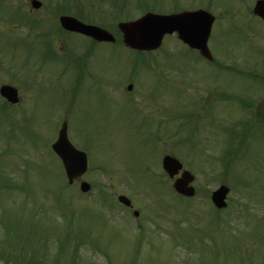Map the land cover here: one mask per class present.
<instances>
[{
    "label": "rangeland",
    "instance_id": "374dc122",
    "mask_svg": "<svg viewBox=\"0 0 264 264\" xmlns=\"http://www.w3.org/2000/svg\"><path fill=\"white\" fill-rule=\"evenodd\" d=\"M28 1L4 0L6 7H0V85L16 87L20 100L0 119V242L12 229V242L26 245L28 254L36 251L40 264H56L70 227L71 246L75 237L85 241L77 264H109L107 258L112 264H264V23L251 14L255 0L153 1L179 11L207 8L215 16L208 41L215 67L186 52L174 35L151 55L133 54L119 41L82 53L85 40L55 35L66 8L117 37L119 21L143 13L140 0H129L119 12L102 0H39L38 10ZM16 9L40 27L7 21ZM41 30L52 32L49 43L57 52L68 55L74 47V55L85 54L88 72L103 76L102 85L63 67L37 44H18L32 42ZM68 57L76 61L72 51ZM239 101L252 105L259 125H247L245 133L240 122L249 112L240 110ZM63 122L71 144L87 156L81 180L91 184L88 194L79 192L77 182L67 188L49 151ZM222 128L231 134L228 141L236 138L225 174L216 162ZM164 155L194 175L192 199L171 194L172 181L160 167ZM220 184L229 193L227 207L216 212L210 194ZM19 186L36 198L20 196ZM60 189L69 205L51 208L56 224L48 223L55 228L48 231L28 206L33 200L35 206L52 205ZM119 195L132 209L117 202ZM72 255L66 247L57 264H70Z\"/></svg>",
    "mask_w": 264,
    "mask_h": 264
},
{
    "label": "water",
    "instance_id": "95a60500",
    "mask_svg": "<svg viewBox=\"0 0 264 264\" xmlns=\"http://www.w3.org/2000/svg\"><path fill=\"white\" fill-rule=\"evenodd\" d=\"M33 8H38V2H32ZM253 13L264 20V1L255 3ZM213 17L202 10L195 12H182L171 15H155L147 13L141 18L118 24V29L122 34V41L125 46L138 51H151L160 46L164 35L176 33L178 39L186 43L189 47L197 49L200 54L210 59V54L206 47V42L210 33ZM61 26L69 31L77 32L91 37L98 42H113L114 38L106 30L96 26L83 24L71 17H61ZM0 94L9 102H17L16 90L9 86H2ZM52 150L62 161L68 183L86 171V157L83 153L76 151L66 138V125L63 124L58 133L57 141L52 145ZM162 168L170 178H173L181 170L182 165L170 156H165L162 160ZM193 181V176L183 171L180 178L173 183L174 190L183 196L191 197L194 189L189 185ZM82 192H87L90 187L86 183H81ZM228 189L219 187L211 195V201L217 208L225 207V198ZM118 201L128 206L129 201L123 197H118ZM137 215V213H135Z\"/></svg>",
    "mask_w": 264,
    "mask_h": 264
},
{
    "label": "trees",
    "instance_id": "16d2710c",
    "mask_svg": "<svg viewBox=\"0 0 264 264\" xmlns=\"http://www.w3.org/2000/svg\"><path fill=\"white\" fill-rule=\"evenodd\" d=\"M122 7H124V5L121 6V8ZM121 8L118 10V12L122 11ZM74 16L77 17L78 19L84 20V17L81 14L74 13ZM220 162L222 164L223 172L226 173V171L228 169V163L230 164V162L227 161V164L224 163L222 160H220ZM228 172H229V170H228ZM21 189H22V187L19 186L17 190H21ZM6 190H8V192L10 194L13 193L11 191L10 187H7ZM56 204L58 205V200L57 199H56ZM53 229H55V228H53ZM9 234H11L10 231H9ZM9 234L6 237V240L0 242V247H1L0 248V260L3 261V264H20V263L28 264L30 262L31 263L40 264V263L43 262V259L42 260H38L40 257L37 256V252L36 251L31 250V252L28 254L26 252V250H25L26 245H22V244H20L19 242H16V241L12 242L11 238L14 239L15 236H11V238H10V237H8ZM80 237L83 238L82 236H80ZM65 238H66L65 241H64L65 243H63V244L60 243L59 244L56 254L57 255H60V253L63 254L65 252L66 247H70V250L73 252L72 258H78V253H79L80 246L84 245L85 241L82 242V240L79 239V236L75 237L77 241H75L73 243V246H71L70 242H71L72 239H69L68 236L65 237ZM68 242H69V244H68ZM6 243L8 244V246H6V249H5V247H3V245H5ZM18 245H21V247L18 248ZM42 245L46 246L45 242H43Z\"/></svg>",
    "mask_w": 264,
    "mask_h": 264
},
{
    "label": "flooded vegetation",
    "instance_id": "af4514ba",
    "mask_svg": "<svg viewBox=\"0 0 264 264\" xmlns=\"http://www.w3.org/2000/svg\"><path fill=\"white\" fill-rule=\"evenodd\" d=\"M46 56H48V53H44ZM85 65H87V63L85 62ZM85 72L88 74V70L87 67H85ZM98 74V73H97ZM101 76V75H100ZM99 74L95 77V79L93 78V81L97 82L98 84H100V81L102 78H100ZM103 77V76H102Z\"/></svg>",
    "mask_w": 264,
    "mask_h": 264
}]
</instances>
